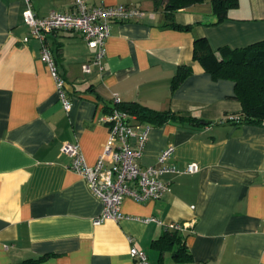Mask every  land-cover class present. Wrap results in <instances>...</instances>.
<instances>
[{"label":"crops","instance_id":"obj_1","mask_svg":"<svg viewBox=\"0 0 264 264\" xmlns=\"http://www.w3.org/2000/svg\"><path fill=\"white\" fill-rule=\"evenodd\" d=\"M30 1L37 16L70 8V0ZM86 1L131 4L144 15L112 24L101 74L95 65L83 72L93 50L78 32L47 34L66 81L65 110L40 41L24 40V0H0V264H136L131 245L150 264H264V125L227 121L242 109L234 82L212 78L193 58L196 37L215 51L264 40V0H238L219 22L208 1L179 9L172 19L158 0ZM180 65L190 73L172 89ZM115 97L213 124L151 127L138 163L155 165L174 146L165 164L178 171L160 176L167 190L158 199L124 196L123 218L94 225L102 202L71 169L61 145L77 142L94 164L108 137L101 117ZM191 162L198 169L184 172ZM175 221L186 225L176 232L187 261H177L176 243L162 250L153 244Z\"/></svg>","mask_w":264,"mask_h":264},{"label":"built area","instance_id":"obj_2","mask_svg":"<svg viewBox=\"0 0 264 264\" xmlns=\"http://www.w3.org/2000/svg\"><path fill=\"white\" fill-rule=\"evenodd\" d=\"M23 21L28 27L29 38L40 41V56L52 77L58 98L65 110L70 107V99L65 89V79L58 70L55 58L47 43V34L57 30L78 32L87 46L93 50L91 58L81 65L83 72L91 71L95 65L101 74L104 70L102 59L105 54V41L114 23H125L143 17L144 11L131 4L106 5L90 4L86 0H70V8L65 11H50L45 16H37L31 1L24 0ZM114 102L120 100L115 97ZM101 121L108 125V137L96 162L88 164L77 142H64L61 152L71 159L70 167L87 183L91 192L102 202L100 214L93 219L97 225L106 220L123 218L120 204L124 196L134 200L158 199L167 190L168 183L160 176L167 171H178L165 164L172 155L174 146L169 145L157 157V164L141 168L138 161L142 157L150 125L138 122L128 112L111 108L102 115ZM134 138V143L131 139ZM198 165L191 162L184 172H195ZM156 220L149 217L146 221ZM172 230L182 231L185 223L175 221ZM130 256L136 264H150L143 250L131 245Z\"/></svg>","mask_w":264,"mask_h":264},{"label":"trees","instance_id":"obj_3","mask_svg":"<svg viewBox=\"0 0 264 264\" xmlns=\"http://www.w3.org/2000/svg\"><path fill=\"white\" fill-rule=\"evenodd\" d=\"M158 1L163 3V8L169 19H172L175 11L179 9L208 1L212 5V13L217 22L227 18L230 9L236 7L238 3V0ZM172 23L177 25L173 20ZM193 58L212 78L229 79L234 82L233 97L240 102L242 109L239 117H229L227 121L237 124L264 125V40L234 49L223 46L215 51L209 47L205 38L196 37L193 44ZM189 73V67L180 65L171 79V88H176ZM111 108L124 110L138 122L146 123L150 127L170 123L183 129H200L213 124L211 120L185 115L170 109H153L136 101H113L108 111ZM174 243L177 244V249L174 251L177 261L189 260L190 255L184 241L175 230H165L153 244L162 250L170 248Z\"/></svg>","mask_w":264,"mask_h":264}]
</instances>
